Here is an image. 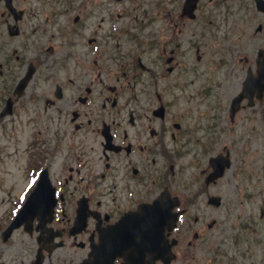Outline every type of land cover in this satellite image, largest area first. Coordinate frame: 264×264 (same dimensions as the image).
<instances>
[{
	"label": "flooded vegetation",
	"instance_id": "flooded-vegetation-1",
	"mask_svg": "<svg viewBox=\"0 0 264 264\" xmlns=\"http://www.w3.org/2000/svg\"><path fill=\"white\" fill-rule=\"evenodd\" d=\"M262 47L260 0H0V172L10 173L5 156L19 151L4 145L16 117L60 115L57 146L30 151L47 143L48 125L43 137L38 130L27 139L20 167L28 186L0 178V264L249 258L261 243L251 217L234 223L232 242L248 244L246 254L212 245L210 230L222 228L225 174L208 176L226 154L233 168L240 148L247 156L230 174L257 184L249 151L264 129V95L252 104L243 95L233 108L248 75L257 74ZM59 161L54 182L50 166ZM44 169L54 188L34 196ZM157 208L163 231L147 232ZM147 233L165 255L154 254L150 240L145 246Z\"/></svg>",
	"mask_w": 264,
	"mask_h": 264
},
{
	"label": "rangeland",
	"instance_id": "rangeland-1",
	"mask_svg": "<svg viewBox=\"0 0 264 264\" xmlns=\"http://www.w3.org/2000/svg\"><path fill=\"white\" fill-rule=\"evenodd\" d=\"M49 83V82H48ZM15 129L14 134H11L8 139L5 141L4 145L7 144L6 150L10 149V152H13V146H16L19 151L13 156H5L6 160L2 168L6 167L10 169V173H6L4 171L0 172V178L3 174H6L8 180L4 182L7 184H13L17 182V187L20 185V189L25 185L27 187L28 181L26 182L25 175L22 176V168L20 167L25 163L26 160H22V156H28L30 151L38 150L39 148H49L48 151L51 150L52 146H57L58 142V134H53V132L58 131L60 134V115L54 111L49 112V115H43V113L39 110H32L30 112L21 113L20 117L15 118ZM49 126L50 134H48L49 140L46 144L42 145V142L38 145L33 144L29 149L26 148L27 139L30 137H34L38 135V130L41 131L42 137L45 135L44 126ZM226 126L230 125L229 123H225ZM228 141V138H226ZM227 144V143H226ZM229 145V144H227ZM24 149V151H21ZM250 153V162L253 168H256V179L257 184L255 187H250L247 181H241V178L238 177L237 181L233 175L230 174V171H235L238 163L239 156H247V153L242 154L240 148H235L233 151L234 155V166L229 169V172L226 174L225 180L223 182V196L225 200V204L221 213L219 215V219L222 220V228L217 229L215 235L211 233L214 230H210L209 237L213 240L212 245L217 247L218 244L227 246L229 248H233V250L240 251L244 254L247 252L248 244L240 241L238 244L232 242L234 239V223L236 222L237 216L240 215L243 219L252 218L255 220L252 223V227H256V236L257 238H261L260 244H252V255L247 258L238 257L239 264H255L256 259L261 261L260 264H264V129H258V135L256 136V140L253 143L252 150ZM23 161V162H22ZM52 172V179L55 182L57 178L60 177V161L59 163L54 162L50 166ZM21 177V179H19ZM238 182L239 186L246 190L248 193H251L252 196H240L237 193L236 185ZM242 182L245 186L242 185ZM243 192V191H242ZM263 212V213H262ZM215 215V213H212ZM210 215V217H213ZM251 223V222H250ZM253 227V228H254Z\"/></svg>",
	"mask_w": 264,
	"mask_h": 264
},
{
	"label": "water",
	"instance_id": "water-1",
	"mask_svg": "<svg viewBox=\"0 0 264 264\" xmlns=\"http://www.w3.org/2000/svg\"><path fill=\"white\" fill-rule=\"evenodd\" d=\"M264 8V7H263ZM260 74L256 77V78H248L245 82V87L247 88V90L249 89V81H256V83L254 84V86H256V92H257V96L260 97L262 96V91L264 89V68H262L260 66ZM240 97H237L235 99V103L239 101ZM228 165V164H227ZM223 166L221 167V172H222ZM48 181H40V185H47ZM40 188V186L38 187V189ZM34 195H36L34 193Z\"/></svg>",
	"mask_w": 264,
	"mask_h": 264
}]
</instances>
